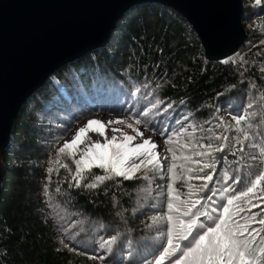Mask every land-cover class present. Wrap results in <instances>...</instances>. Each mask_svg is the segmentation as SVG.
<instances>
[{
  "label": "trees",
  "instance_id": "trees-1",
  "mask_svg": "<svg viewBox=\"0 0 264 264\" xmlns=\"http://www.w3.org/2000/svg\"><path fill=\"white\" fill-rule=\"evenodd\" d=\"M252 1L243 0V28H247L249 21L247 8L249 10L248 5ZM262 2L264 3V0ZM261 11L260 21H257L254 26L250 25L248 31L244 28L247 40L237 54L243 56V61L238 64L209 63L204 66L205 57L201 43L187 21L171 8L159 4H144L130 9L116 23L105 48L91 51L52 74L22 107L14 123L10 145L1 158L0 264H107L101 258L87 254L86 244L81 252L79 250L73 252L68 241L61 243L59 237L61 232L58 231L56 222L47 213L45 192L57 196L56 199L69 210L101 222L109 228L113 224L116 227L120 212L130 211L135 204L136 200L132 195L136 187L140 185L135 178L124 179L115 176L113 180L103 181L101 187H85L87 183H94L95 175H108L101 169L91 174L87 183L85 185L80 183L79 187L71 182L68 175L61 172L50 175L48 181L43 184L46 176L44 159L47 153L44 140L39 137L44 124L42 118L58 115L53 112V107L58 100L65 99V103H69L65 110H72L75 102L82 106L81 101L95 102L97 97L102 102L101 97L104 92H112L118 88L122 89L121 97H126L128 88L132 89L127 84L131 83L135 84L134 92L138 94L141 90L136 83L150 76L146 83L152 82L157 87L156 96H159V100L162 101L156 107H153L155 102L152 99L148 101V105L152 102L151 113L156 109L161 111V108L165 106L168 108L167 115L171 112L179 113L173 123L183 116L188 117L187 110L193 112L198 121H204L208 118L210 111L216 112L225 108L230 113L226 111L228 115L224 121L232 124V128L226 133L229 137L227 143L239 148L236 137L242 139L243 134L235 129L247 127V123L236 126L231 116L240 114L242 111H238L242 105L251 102L253 123L261 129L264 136V100L261 99V96H264V71H262L264 70V44H261L264 40V8ZM74 81L75 87L70 89ZM60 87L63 94L58 92ZM247 91L252 97L250 100H247ZM233 94L240 95L241 100L234 99ZM166 102L168 104H165ZM89 108H101V106ZM158 124L160 129L162 125L165 126V134L175 129L173 125V128L166 132L167 124L164 121ZM160 129H158L159 133H161ZM251 130L249 129L250 132ZM220 133H224V128L218 130L217 134ZM197 140L201 144L211 142L208 137H196L193 143ZM219 143L221 141L216 140L213 144ZM224 152L228 153L227 160H224L225 166L241 163L239 167L243 170L241 177L243 182L246 183L249 179V171L257 173L260 171L259 159L251 160L248 157L249 153L258 155V149L250 147L248 141L244 142V152L236 151L233 156L227 147ZM216 153L220 152H214L213 155ZM176 163L180 164L183 161L178 160ZM249 164L253 166L251 170L247 167ZM190 166L196 167L195 164ZM221 168L217 166L214 170H206L215 173L213 181L209 182V189L215 187L220 189L219 185L224 187L222 178L225 168ZM218 169L221 173L217 180L219 185L214 183ZM181 171L177 169L178 173ZM196 174L192 173V175ZM199 175L202 176L204 173ZM169 182V185L172 184L171 178ZM197 182L202 181L193 180L190 183ZM43 185L45 192H43ZM56 186L59 188L57 194L53 188ZM174 186L182 193L188 192L187 185L179 177ZM234 188L237 189L236 186ZM208 194L210 195L209 191H204L202 196ZM220 194L217 192L212 199L218 200ZM166 200L161 208L152 204L151 211L146 212L144 216L141 215L139 220L141 227L136 228L132 225V231L137 236L146 233V230L148 234L145 236V242H142L140 246H133L130 242L126 246V242L120 245L127 248L134 259L132 263L126 262L127 264H141L140 261L144 260L147 261L146 264H154L171 225L163 218L154 223L152 218L163 216ZM205 203L209 204V210L211 207L218 206L210 201ZM127 213L126 215L130 216L129 212ZM116 231L117 228L114 229V232ZM97 235L99 233L95 234L94 231H87L84 234L89 246L92 244L89 238L95 240ZM123 238L118 235L112 245H119ZM65 244L69 247H65ZM101 248H111L112 251L115 249L111 245L101 246ZM123 250L119 249L120 253ZM163 264H171V261L166 259Z\"/></svg>",
  "mask_w": 264,
  "mask_h": 264
},
{
  "label": "snow or ice",
  "instance_id": "snow-or-ice-1",
  "mask_svg": "<svg viewBox=\"0 0 264 264\" xmlns=\"http://www.w3.org/2000/svg\"><path fill=\"white\" fill-rule=\"evenodd\" d=\"M255 3L259 5L261 0H255ZM261 44H264V40ZM223 62L229 63L228 60ZM261 99L264 100V96H261ZM160 103L162 101L156 100L153 107ZM251 107L253 105L249 103L248 108ZM141 115L147 117L149 111L145 110ZM219 120L216 127L224 128V133L215 135V140L221 141L217 145L211 142L201 144L198 140L195 143L180 144L179 140L166 139L168 145L178 144L179 147H168L167 149L171 154V163L167 167V173L170 175L172 184L167 190L165 213L163 216L152 218L154 223L163 218L171 225L167 231L166 241L155 258L154 264H163L166 259L170 260L171 264H264V186H262L264 182V144L254 142L255 136L249 131L253 125L248 123L247 127L235 129L243 134L242 139L236 137L239 148L229 145L227 143L229 137L226 133L232 128V124L225 122L223 118ZM231 120L236 126H240L249 120V113L242 111L238 115H232ZM141 123L139 118L134 120L135 125ZM110 124L124 125L126 121L117 119L105 123L100 120H89L84 127L78 130L71 141H65L63 146L58 148L59 154L73 159L75 170L71 182L75 186H80L85 179L84 173L90 172L93 166L110 175H95V183H87L85 185L87 188H96L99 183L110 179L111 175L132 179L142 166L151 167L153 171H164L165 166L161 162L159 153L153 151L158 145L151 139H144V132L134 127L133 123H127L126 126L136 132L135 136L128 135L120 128H113L112 131L120 133L122 139L116 135L109 138L106 135V128ZM89 131L98 133L103 138V142L91 140L84 148H80L86 139H90ZM184 131L186 132L187 129L185 128ZM207 131L212 132V128H208ZM137 137H140L142 142L133 144ZM209 139L211 140V137ZM245 141L249 142L250 147L258 149V155L249 153L248 157L251 160L259 159L260 171L257 174L249 171L246 186L238 192L231 185L220 189H209V182L213 181L215 173L206 170H214L217 166L213 153L224 152L227 147L235 156L236 151L244 152ZM77 153H80L79 159H75ZM205 157L208 159L205 160ZM132 159L138 160L139 163L129 164L128 162ZM224 159L227 160V156ZM163 160H169V156H164ZM177 160L183 163L177 164ZM56 163H59V160ZM193 164L196 165L195 168L190 166ZM62 167L68 169L69 172L73 171L67 164H63ZM247 167L251 170L253 166L249 164ZM178 168L182 170L180 173L177 172ZM52 171L53 169H48L49 173ZM192 173L197 174L192 175ZM199 173H204V175L201 176ZM178 177L187 185V193H182L174 186ZM222 179L224 183L232 180L233 184H240V180L228 175L227 170ZM193 180H200L203 183L198 187L190 183ZM204 191H209L210 195L200 196L199 193ZM217 192L221 193L219 199L213 200ZM183 196L187 198H182ZM205 201L218 206L211 207L209 210V204ZM115 239L116 237L113 236L106 243L111 244ZM61 243H64L63 240ZM71 250L76 251L75 248ZM173 257L175 259H172Z\"/></svg>",
  "mask_w": 264,
  "mask_h": 264
},
{
  "label": "water",
  "instance_id": "water-1",
  "mask_svg": "<svg viewBox=\"0 0 264 264\" xmlns=\"http://www.w3.org/2000/svg\"><path fill=\"white\" fill-rule=\"evenodd\" d=\"M144 4L182 16L209 63L236 55L247 40L243 0H0V180L24 104L61 67L105 48L116 23Z\"/></svg>",
  "mask_w": 264,
  "mask_h": 264
},
{
  "label": "rangeland",
  "instance_id": "rangeland-1",
  "mask_svg": "<svg viewBox=\"0 0 264 264\" xmlns=\"http://www.w3.org/2000/svg\"><path fill=\"white\" fill-rule=\"evenodd\" d=\"M249 10L247 8V11H249V18H248V25L247 28H245L246 31L249 30V26H254L257 24V21H260L262 17V9L264 8V3L261 0V3L257 5L255 3V0L250 2L248 5ZM247 17V16H246ZM253 28V27H252ZM254 30V28H253ZM238 54V53H237ZM236 54V55H237ZM243 56L240 55L232 56L229 59H226L229 61V63L238 64L241 63ZM225 61V60H224ZM209 62H206L203 59V65H208ZM212 64V63H211ZM220 64H224V62H220ZM228 64V63H226ZM149 78H151L149 76ZM149 78H142L139 80L136 85L140 88L141 92L138 94V102H139V109L136 110L132 107H128L129 105L133 104V100H137L136 95L134 94V83L127 84L128 86L132 87L128 88V95H126V99L118 98L113 99L111 102H106L103 107L101 108H93L90 109L89 107L85 106L87 104H93L94 102L90 101H81L82 106L79 104L73 103L72 110L67 109L69 103H65V99L56 103V106L53 107V112L58 114L56 116L51 117H43V126L40 133V139L44 140L45 147H46V153L47 157L44 159V173L45 177L43 179V184L48 181V178L50 175H55L59 172L66 174L69 176V178L72 179V174L75 170V164L73 162V159L67 155H61L58 153V148L62 147L65 141H71L72 138L77 134L78 130L82 127H84L87 124V121L89 120H100L103 122H107L109 120H117V119H123L127 123H133L136 118L141 119L142 123L140 125H135L134 127L138 128L140 131L144 132V139H151L154 143L158 145L156 149H154V152L159 153L161 157V162L164 164L165 168L164 171H153L151 167H141V169L135 173L134 177L136 180H138V183H140L139 186L136 187V191L132 195V197L135 198V204L132 205V209L128 214L126 211L124 213L120 212L118 223L116 227H114L115 224L112 225L111 228L109 226L101 223L96 222L94 220H91L87 216L80 215L76 212H73L69 210L66 206H64L61 201H59L57 196L50 195V193L45 192V188L43 185V192H45V201L47 203L48 208V216L56 222L58 226V231L61 232L59 237L61 241H68L71 248H75L76 250H79L81 252V249L84 250V245H87V254L95 255L97 258H101L103 261H106L107 264H127L126 262L131 261V263L134 261L133 257L131 256L130 251L122 247L120 245H123L124 242L125 246L128 242L132 243L133 246H140L145 242V236L148 234V230H146V233H141V236H137L134 231H132V225L137 228V226H140L139 220L141 219V215L144 216L146 212H150V207L152 204L162 207V203L167 199V190L169 188V181H170V175L167 173V167L171 163V154L167 151L168 147H179L178 144L168 145L166 143V139L171 138L173 140H179L180 144H183L184 142H190L193 143V141L196 139V137H211V143H215V135L217 134L218 130L220 128H217L216 125L220 122L219 118H225L230 113L225 108L219 109L218 111L214 112L213 110L210 111L208 118H206L204 121H198L196 116L193 115V112L188 111V117H181L177 119L174 123L173 120L178 116L179 113L174 114L173 112L170 113V115H167V109L165 106H163L160 110H154L151 113L152 109V102H150L149 106L146 104V100L152 99L154 102L156 100H159V96H156L158 93H155V90L157 87L154 86V84L146 83L147 79ZM52 82V81H51ZM55 83V81L53 82ZM75 87V81L71 84L70 89ZM133 90V92H132ZM58 92L60 94H63L62 88H58ZM248 92V91H247ZM93 98V97H92ZM234 99L241 100V96L238 94H233ZM252 99L250 97L249 92L247 95V100ZM123 100L124 103H123ZM105 102V101H104ZM148 103V102H147ZM229 104H231L228 101ZM251 103V102H250ZM126 105L127 107H123L122 105ZM165 104H168L166 102ZM249 104V103H248ZM248 104L242 105L241 109L238 112L246 111L249 113V120L246 122L251 123L253 125V128L251 130V133L255 136V142H260L264 144V136L260 128L255 126L253 123L254 116L251 114V108H248ZM252 104V103H251ZM65 110V111H63ZM145 110L149 111V115L147 117H144L141 115V113ZM226 111H228V114H226ZM137 115L141 117H137ZM131 117V119H129ZM161 121H164L167 124V130L166 132L170 131L173 128V125H175V129L169 133L165 132V126L162 125L161 129L158 126ZM146 122V123H145ZM124 125H118V124H110L106 128V135L111 138L113 135H116L118 138L122 139V136L120 133H114L112 131L113 128H120L123 132H126L128 135H136V132L133 131V129H130ZM198 126V127H197ZM187 129L185 132L184 129ZM212 128V132H208L207 129ZM158 129L161 130V133L158 132ZM191 134V135H190ZM88 137L90 139H86L84 144L80 145V148H84L86 144H88L91 140H98L103 142V138L95 132L89 131ZM142 139L140 137H137V139L133 142V144L141 143ZM180 153L178 152V155ZM164 156H169V160H163ZM216 159V165L218 167H224V172L227 170L228 175L239 179L240 184H233L232 180H228L227 183L223 184L222 186L228 187L229 185H233L232 187H237L236 191H240L244 186H246V183L243 182L241 179L243 175V170L240 169L241 163H236L234 165L227 164L224 165V157L228 156L227 152H220L213 155ZM80 158V153H77L75 159ZM141 159H144V157H141ZM59 160V163H56V161ZM237 160V159H234ZM178 161V160H177ZM129 164H135L139 163L138 160L132 159L128 162ZM63 164H67L70 169H72V172H69L68 169L62 167ZM216 166V167H217ZM53 169L51 173L48 172V169ZM221 168V169H222ZM100 168H97L93 166L91 168L90 172H85L84 176L85 179L81 182V184L85 185L87 183V179L91 174H94L97 170ZM102 170V169H101ZM253 174L257 173L256 171H252ZM220 171L218 169L216 178L214 179V183L218 184V179L220 176ZM108 175H110L108 173ZM139 176V177H138ZM115 178V175H111V180ZM95 183V181H94ZM202 182H197L196 185L199 187ZM101 183L98 184L99 187ZM221 188V186L219 185ZM54 192L58 193V186L53 187ZM216 188V187H215ZM234 194V193H232ZM203 195V192L200 194V196ZM209 195V194H208ZM186 199V198H185ZM132 227V228H131ZM141 227V226H140ZM117 228V231L114 232V229ZM87 231H94L95 234H98L96 236V242L100 248H97V244L94 239L89 238V240L92 242V244L89 246L87 243V237L84 236V234ZM63 235V236H62ZM120 235L124 237L122 241L117 246H113L112 243L117 239V236ZM84 236V237H83ZM115 236L116 239L111 243L107 244L106 241L110 240L111 237ZM66 245V244H65ZM111 245L112 247H115V249L112 251L111 248H101V246H108ZM119 246V247H118ZM68 248V247H67ZM150 248V247H149ZM70 249V248H69ZM119 249H124L122 253H120ZM109 250V252H107ZM91 253H89V252ZM95 251V252H94ZM94 252V253H93ZM120 253V254H119ZM179 254V253H178ZM120 258V259H119ZM146 259V258H145ZM148 260V259H147ZM141 264H146V260L140 261Z\"/></svg>",
  "mask_w": 264,
  "mask_h": 264
},
{
  "label": "bare ground",
  "instance_id": "bare-ground-1",
  "mask_svg": "<svg viewBox=\"0 0 264 264\" xmlns=\"http://www.w3.org/2000/svg\"><path fill=\"white\" fill-rule=\"evenodd\" d=\"M208 28H209L211 31H213V29H214V27L211 26V25H209ZM98 36H99V35L97 34V35L91 40V42H93V41H95V40H98V39H99ZM216 51H217V50H216ZM218 51H220V48H219ZM39 89H40V88H39ZM39 89H38V90H39ZM38 90H37V91H38Z\"/></svg>",
  "mask_w": 264,
  "mask_h": 264
}]
</instances>
